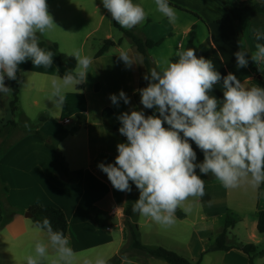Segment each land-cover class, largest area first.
Wrapping results in <instances>:
<instances>
[{"label":"crops","instance_id":"0c3cea01","mask_svg":"<svg viewBox=\"0 0 264 264\" xmlns=\"http://www.w3.org/2000/svg\"><path fill=\"white\" fill-rule=\"evenodd\" d=\"M147 1L151 3V6L145 8L149 16H154L161 21L158 24L156 20L157 23H155L158 26L166 24L167 40L173 38V32H176L180 25L183 26L184 36L181 41H172L168 47V50H175L172 58H176L177 50L185 48L192 31L194 45H203L210 49L211 61L215 70L222 77L231 72L241 82L250 78L249 86L256 84L264 87L262 84L264 66H260L259 76L262 80H259L257 76L250 73L247 67L237 68L234 55L240 50L239 40L244 42L249 52L255 50L253 29L264 31V15L248 14L241 20L237 30L227 11L214 0H169L173 6L197 16L175 8L178 19L173 24L156 11L154 0ZM231 1L238 3L244 0ZM63 3V0H51L48 5L55 4L54 6H57ZM99 6V0H95L93 10L98 9ZM94 14V11L86 12L80 0H74L70 10L62 9V11L57 12L58 29L62 27L60 21L63 19L84 20ZM98 23H100V19H98L97 25ZM151 24L152 22L148 23V25ZM97 27L87 35L96 31ZM52 31L46 33L47 37H56ZM47 37L40 39V41H53ZM160 40H162L161 45H163L165 39ZM115 51L118 52V49L115 48ZM106 58L116 59L115 55H109V53L99 58L93 56V63L106 66L107 73L105 75L93 80L91 84H87L86 81V83L77 85V88L69 89L63 107H54V109L62 110L64 113L69 112V116L85 115V124L68 127L71 121L68 120V115H65L55 123L51 118L46 119L39 128L45 137L53 138L58 136L63 129L70 130L78 126L75 134L66 136L57 144L58 153L63 158L67 169L71 175L76 177L74 183H68L57 175L51 151L33 133L34 131L28 130L23 135L10 137L14 134L17 124L11 125L8 122L7 125H3V122H0V194L4 193L5 210L18 211L12 220L0 229V264H26L25 257L28 255L26 244L33 247L29 243L47 240V237H44L42 233H34L31 224L27 223L29 218L23 217V213L28 212L32 206L52 207L63 211L68 225L67 236L80 259L94 258L97 254H101L110 260L117 256L126 244L128 234L124 223L126 207L130 201V192H121L113 188L107 175L98 167L100 164L98 159L102 158V163L105 165L109 162L115 163V157L118 155L117 146L114 144L113 146L103 145L104 140L108 141L107 137L111 135L115 137L116 141H121L126 137L121 135L119 131L112 130L109 124L122 126L119 119L115 117L116 109L121 108L122 113H130L134 109L137 105L136 97L140 93L139 90L147 87L149 83L148 80L144 79V76L162 61H155L153 58L146 62L137 61V64L135 63L137 66L135 67L136 75L134 76L132 73V66L134 67V65L127 67L123 61H102ZM117 58L119 59V57ZM23 65L36 74L33 85L48 86L49 94L51 90L49 83L52 76L57 74L63 77L69 71L62 66L56 55L53 56L52 66L47 69L34 66L32 61H26L19 66L22 67ZM39 74L42 76L40 77ZM20 84L21 79L19 89ZM222 86L223 80L215 85L209 94L218 100H223ZM121 90L130 98L129 104H122V102L118 106L113 105L112 102L105 104L101 107L96 120L90 118L89 101L87 98L85 99V94H91L93 91L97 95L101 94L110 98L112 94L119 96ZM32 104L35 105V102ZM108 107L112 114L107 120H104L101 113L103 109ZM17 111H19V107ZM151 111H154V108ZM22 116L29 120L23 112ZM65 120L69 122L65 123ZM50 125L52 126L50 127ZM165 125L167 124L165 123ZM196 163H200L198 156ZM196 172L205 181L206 195L198 200L190 198L185 206L190 204L192 211L185 213L179 209L185 214V217L182 219L176 217L175 224L169 228H162L150 218L138 214L137 224L141 244L147 247H163L175 251L193 264H248L247 256L240 251H206L209 250L215 238L223 230L227 217L235 220V226L236 221H239L247 228L248 240L253 241L256 238L258 213L264 211V191L259 192L258 189L247 184L235 189H225L211 174L203 175L199 169H196ZM94 208L106 214L108 221L116 217L117 224H107L103 228L95 226L90 219V211ZM235 226L231 230V237H235L232 235V232L236 230ZM129 254L134 255L132 259H127L131 264H167L163 260L144 258L143 255L133 254L132 251Z\"/></svg>","mask_w":264,"mask_h":264},{"label":"clouds","instance_id":"9594fccd","mask_svg":"<svg viewBox=\"0 0 264 264\" xmlns=\"http://www.w3.org/2000/svg\"><path fill=\"white\" fill-rule=\"evenodd\" d=\"M156 11L170 23H176L177 11L169 0H154ZM103 7L121 28L131 30L143 24L149 13L134 0H102ZM48 11L47 0H0V94L12 89L5 78L17 80L19 65L31 60L36 67L50 68L54 53L40 46V36L57 28ZM256 41H264V31L253 29ZM235 52L237 68L247 67L249 60L260 69L264 66V43H256L249 52L242 40ZM76 66L63 77L57 74L50 81L49 101L62 108L66 93L86 83L93 58L74 48L67 54ZM117 56L127 67L135 64L127 50ZM177 59H164L144 76L149 83L139 90L144 108H155L159 115L145 116L143 111L122 113L119 132L127 138L117 145L114 164L100 163L114 189L131 192V184L139 190L132 212L150 218L162 228L176 222V212L192 211L186 205L190 198L206 195L205 181L197 174H211L225 189L247 184L258 189L264 184V87L249 86L229 72L215 70L213 62L198 57L193 48L176 51ZM223 80V100L210 95ZM113 105L120 100L130 103L124 91L112 94ZM169 127H164V124ZM182 133V135H181ZM189 141L203 152V162ZM131 182V184H130ZM47 240H38L25 257L26 264H108L101 254L80 259L68 236L54 230L45 217L35 222ZM122 264H131L127 257Z\"/></svg>","mask_w":264,"mask_h":264},{"label":"rangeland","instance_id":"374dc122","mask_svg":"<svg viewBox=\"0 0 264 264\" xmlns=\"http://www.w3.org/2000/svg\"><path fill=\"white\" fill-rule=\"evenodd\" d=\"M66 1L67 0H63L64 3L59 4L57 6H54L55 4L48 5V11L53 16L54 22L57 26L59 23L58 19L56 18L57 12L62 11V9L70 10L71 3L74 0H68L67 2ZM80 1L86 12L94 11L95 14L92 15L90 18H85L84 20L63 19L60 21L62 22L61 24L62 27L60 29H58L59 27H57L52 31V33L54 32V34H56V37L50 38L47 37V35L45 34L43 35L44 37L40 36V39H44L46 37L50 38V40H53L50 42L57 44L59 51L66 55L69 52H71L74 48H77V49H81L83 54L89 55L92 58L95 55V53L101 48L103 42L106 39H109L117 43L119 42V46L116 47L118 49V52L115 51V48L108 52L109 55H115L117 60L106 58L102 61H122L117 58L118 57L117 54L123 49L128 51L130 57L137 64V61H144V59L136 51L130 39L126 38L122 32V31H128L134 34L136 37L143 39L145 38L153 41L160 40L163 38L165 39L163 45L152 48L149 50L150 52L149 51L147 52V56H148L147 61H151L152 58L155 59V61H163L166 58L172 59L173 61L177 59V57L172 58L173 57L172 55L175 50L174 51H172L173 49L168 50V47H170V42L172 41L175 42L181 41L182 37L184 36L183 35L184 29L182 28L183 27L182 25L178 27V30L176 32H173L172 35L173 38L167 40V35H166L167 28H165L166 24H162L163 26L162 25L158 26L156 24L157 21L158 24H160L161 21L156 19L154 16L150 17L148 15V18L143 24L138 25L132 28L131 30H128L121 28L120 25H118L114 20H112L110 13L103 7L102 0H99L100 6L98 9L95 10H93L95 0H80ZM134 3H139L144 8L146 7L148 8L149 6H151V3L148 1L146 2V0H134ZM98 19H100V23H98L97 25ZM149 22H152V24L148 25ZM96 26H98L96 31H93L89 35H87L91 30L95 29ZM27 61H31V60L29 59ZM136 64H133L134 67L132 66V73L134 76L136 75V71H135V67H137ZM19 67H20V79H21V84L19 89L20 95H18L19 111H16L14 115H12L10 111V102L12 99L11 92L7 95L0 94V122L2 121L3 125H7L8 122L10 121L17 124L16 126L17 128L14 129V134L12 136L10 135V137H13L15 135L20 136V134L23 135L28 130L36 131L38 129L40 131L41 129L39 128L44 122L40 120L42 117H44L45 120L51 118V120H53V122L55 123L58 122L60 119H62L65 115L69 114V112L64 113L62 112V110L60 111L58 109H54L55 107L54 104L52 103V101L48 100L49 97V92L47 90L48 86L46 87L44 85H38V84L33 85L34 76L36 74L31 72L30 69H28V67L25 65ZM106 73H107V68L105 65L97 64L96 62L92 63V65L89 68V74L87 75V84L88 83L91 84L93 80L102 77ZM39 76L41 77L42 75L39 74ZM84 97L85 99L87 98L89 101V112H90V118L92 120H96L98 118L99 111L103 105L111 103L109 97L101 94L97 95L93 91L91 94H85ZM140 100H141V96L140 93H138L136 97L137 105H135L134 107L135 110L143 111L145 116H149L152 114L159 115L158 111L155 108L154 111H151V109L148 110L147 108H144ZM32 102H35V105H33ZM121 102L122 104H125L123 100H120L119 103ZM116 111L117 113L115 114V117L118 118L122 114L121 108H117ZM22 112L25 114V116L28 117L29 120L23 118ZM67 118L68 120L71 121V124L68 125V127L77 124L76 116L68 115ZM51 126L52 125H50V127ZM8 131L10 132V130ZM107 139L108 141L104 140L103 145L109 144L113 146L114 144V146H117L119 143L127 142V138L121 141H116L115 137L112 135L108 136ZM111 140H115V141H111ZM3 196L4 193L0 194V206L2 210V216L4 218H7V216L10 215L11 211L4 209L6 207V202L3 199ZM177 211H181V210L178 209ZM25 213L27 212L23 213V217L25 216ZM27 221L28 224H31L32 229H34L35 231L34 233L39 232L42 233L44 237H47L46 233L38 231L36 229L31 218L27 219ZM235 227L236 230L232 232V235L235 236L234 238L237 241L242 242L244 244L246 243L254 244L259 248V250L264 251V236L256 232L255 233L256 238L253 239V241H251L247 239L248 230L241 222L236 221ZM35 243L36 241L33 243H29L33 245V247H29L28 244H26V247L28 249L26 253L30 254L32 252ZM253 263L264 264V256L255 257Z\"/></svg>","mask_w":264,"mask_h":264},{"label":"trees","instance_id":"16d2710c","mask_svg":"<svg viewBox=\"0 0 264 264\" xmlns=\"http://www.w3.org/2000/svg\"><path fill=\"white\" fill-rule=\"evenodd\" d=\"M51 0H47V3ZM217 4L222 6L228 13L230 20L232 21L234 27L238 30L240 27L241 20L251 13H258L264 15V0H244L238 3H235L231 0H214ZM170 4V3H169ZM173 6L172 4H170ZM174 8L197 17L195 14L190 13L189 11L183 10L177 6H173ZM124 36L130 39L132 45L136 49V51L143 57L144 61L146 62L148 59L147 50L160 46L162 44V40L158 41H151L143 38L136 37L134 34L128 31H122ZM239 32V31H238ZM255 44L256 43H264V41H256L254 37ZM40 46L45 49L51 50L54 55L59 58L60 63L62 66L67 68L68 70L74 69L76 66V60L74 57H70L64 53H61L58 49L57 44L47 41H40ZM119 46V42H114L112 40L106 39L101 48L95 53L94 58H99L106 54L111 49H114ZM188 48H193L195 53L198 57H204L205 59L211 60V53L210 49L199 45L196 46L193 43V32H190V40L185 46V50ZM20 69V67H19ZM247 69L250 73L254 76H258L260 71L257 65L249 60V64ZM18 79L17 80H9L6 79L8 83V87L12 89V99L10 102V111L12 115L15 114L18 108V95H19V82H20V71L18 72ZM264 84V81H262ZM112 114V111L109 108L103 109L101 115L104 120H107ZM77 124L82 125L86 122L85 115L76 114ZM41 121H45V118L42 117ZM12 125L14 122L10 121ZM1 124V123H0ZM164 127H169L167 125H163ZM109 127L114 131H119L121 127L120 124H109ZM78 126L70 129L65 130L63 129L61 133L53 138L45 137L39 130L34 131V134L42 140L47 148L51 151L52 160L55 164V169L57 175L68 183H74L76 181V177L71 175L69 170L66 167V164L63 158L59 155L57 150V144L59 141L66 136L73 135L77 132ZM182 135V133H181ZM193 150L196 152L197 156L200 159V163L203 162V152L195 145L194 142L189 141ZM98 162L102 163L103 159L99 158ZM131 184V182H130ZM131 192H130V201L126 207L125 215L126 220L124 226L127 230L128 238L126 244L121 248L117 256L113 257L112 259L108 260V264H121L122 258L127 257V259H132L134 255L129 254L132 251L133 254L136 255H143L144 258H153L163 260L167 264H193L191 261L185 259L184 257L178 255L174 251L167 250L162 247H147L143 246L140 242L139 236V229H138V213L132 212V206L136 200L139 198V190L136 188L135 184H131ZM6 190V188H5ZM258 191H264V184H262ZM28 212L32 215L31 219L35 226L36 221H41L43 218L47 217L52 224L54 230H61L67 236V220L66 216L63 211L59 209H55L52 207H40V206H32L28 209ZM18 211L12 210L10 215L7 218L2 216V210L0 206V229L3 228L6 224H8L15 214ZM176 216L179 219L185 217V214L181 211L176 212ZM90 219L95 224V226L99 228H103L107 225L108 217L103 212L99 211L98 209H92L90 211ZM235 226V220L231 217H227L225 219L224 228L219 233V235L215 238L214 243L206 252H227L231 250L240 251L248 258V264H254L253 260L255 257L264 256V251L259 250L257 246L250 243H242L237 241L234 237H231V230ZM256 231L260 235H264V211H260L257 217L256 223Z\"/></svg>","mask_w":264,"mask_h":264},{"label":"water","instance_id":"95a60500","mask_svg":"<svg viewBox=\"0 0 264 264\" xmlns=\"http://www.w3.org/2000/svg\"><path fill=\"white\" fill-rule=\"evenodd\" d=\"M257 78L259 79V80H262V78H261V76H257ZM5 84H6V86H7V81H6V78H5ZM25 217L26 218H31L32 217V215L29 213V212H27V213H25ZM117 219H116V217H113L112 219H110L108 222H107V224L108 225H113V224H117Z\"/></svg>","mask_w":264,"mask_h":264},{"label":"built area","instance_id":"2783aa9c","mask_svg":"<svg viewBox=\"0 0 264 264\" xmlns=\"http://www.w3.org/2000/svg\"><path fill=\"white\" fill-rule=\"evenodd\" d=\"M64 122H65V123H68L69 121H68V120H65Z\"/></svg>","mask_w":264,"mask_h":264}]
</instances>
